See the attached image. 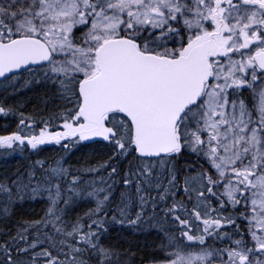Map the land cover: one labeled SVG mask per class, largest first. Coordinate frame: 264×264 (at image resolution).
<instances>
[{
  "label": "snow or ice",
  "instance_id": "6c2138e0",
  "mask_svg": "<svg viewBox=\"0 0 264 264\" xmlns=\"http://www.w3.org/2000/svg\"><path fill=\"white\" fill-rule=\"evenodd\" d=\"M9 118L0 264H264V0H0Z\"/></svg>",
  "mask_w": 264,
  "mask_h": 264
},
{
  "label": "trees",
  "instance_id": "16d2710c",
  "mask_svg": "<svg viewBox=\"0 0 264 264\" xmlns=\"http://www.w3.org/2000/svg\"><path fill=\"white\" fill-rule=\"evenodd\" d=\"M36 103V101L33 99L32 101H29L28 106L26 107V111H31L32 106ZM15 118H9L8 122L5 123L4 120L0 119V135L8 134L12 131H15ZM53 152L44 153V156H51L54 155ZM27 163L22 157H20L18 154L10 157H5L0 155V173H3L5 170L8 171H15L17 168H22L24 164ZM86 210V209H83ZM82 210V211H83ZM44 208L42 204H33L32 208L28 209V214L26 218H39L43 215Z\"/></svg>",
  "mask_w": 264,
  "mask_h": 264
}]
</instances>
